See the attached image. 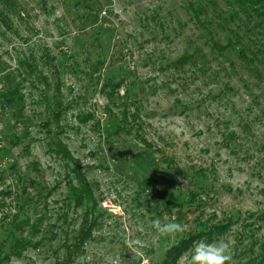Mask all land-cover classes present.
<instances>
[{"label": "rangeland", "instance_id": "rangeland-1", "mask_svg": "<svg viewBox=\"0 0 264 264\" xmlns=\"http://www.w3.org/2000/svg\"><path fill=\"white\" fill-rule=\"evenodd\" d=\"M187 1L0 0V264H158L203 226L264 264V78L176 68L209 50Z\"/></svg>", "mask_w": 264, "mask_h": 264}, {"label": "trees", "instance_id": "trees-1", "mask_svg": "<svg viewBox=\"0 0 264 264\" xmlns=\"http://www.w3.org/2000/svg\"><path fill=\"white\" fill-rule=\"evenodd\" d=\"M186 7L191 15L189 21L195 23V31L209 46V50L204 51L194 40L191 47L189 45L192 51L187 50L174 62V66L183 68L191 63L194 68L206 72L212 60L222 57L233 70L241 69L261 84L264 78V0H188ZM249 84H243L247 92L251 91ZM259 84L256 85L261 87ZM224 86L232 88L228 84ZM14 90L9 89L10 92ZM80 188L72 187V194L78 197L76 199L84 197L85 192ZM194 196L193 193L190 201H193ZM221 226L223 224L217 225V230ZM213 231H207L205 226L197 230L188 229L182 238L166 249L158 264H178L181 257L193 248L196 240L200 237L205 239ZM15 244L22 248L26 246L23 239Z\"/></svg>", "mask_w": 264, "mask_h": 264}, {"label": "clouds", "instance_id": "clouds-1", "mask_svg": "<svg viewBox=\"0 0 264 264\" xmlns=\"http://www.w3.org/2000/svg\"><path fill=\"white\" fill-rule=\"evenodd\" d=\"M152 226L165 237L175 236L185 231L184 226L179 222L161 223L158 218L152 221ZM115 264H120L118 257ZM191 264H234L231 242L224 238L212 241L199 240L192 249Z\"/></svg>", "mask_w": 264, "mask_h": 264}]
</instances>
